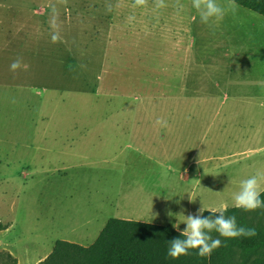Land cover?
Returning <instances> with one entry per match:
<instances>
[{
  "label": "rangeland",
  "instance_id": "obj_1",
  "mask_svg": "<svg viewBox=\"0 0 264 264\" xmlns=\"http://www.w3.org/2000/svg\"><path fill=\"white\" fill-rule=\"evenodd\" d=\"M179 2L185 15L194 10L191 0ZM164 3L0 0V224L13 222L8 232L0 230V264L11 263L2 240H16L17 256L32 264L44 248L65 239L73 224L87 227L90 219L96 226L102 210L91 209L90 199L106 208L116 203L112 210L124 214L135 181L154 166L145 150L136 153L125 144L139 131L145 133L140 141L171 139L157 130L147 135V128L166 126L152 123L159 119H185L175 125L182 128L175 131V198L163 222L180 223L181 213L196 214L202 204L234 206L240 181L264 170V53L253 57L241 95L233 83L222 84L220 97L204 108L203 91L175 92V52L186 46L175 44L172 32L177 0ZM147 15L160 27H149ZM15 20L20 31L12 35ZM219 24L264 50V16L238 5ZM204 27L208 31L200 34ZM194 29L191 52L209 54L214 47L204 39L217 37L220 28L198 20ZM14 60L21 61L15 71ZM68 149L83 153L71 162L85 169L76 173L84 180H76L71 193L63 177H55V167L70 159ZM115 155L97 170L98 160ZM129 162L121 179L105 169ZM179 173L192 178L182 184Z\"/></svg>",
  "mask_w": 264,
  "mask_h": 264
},
{
  "label": "crops",
  "instance_id": "obj_2",
  "mask_svg": "<svg viewBox=\"0 0 264 264\" xmlns=\"http://www.w3.org/2000/svg\"><path fill=\"white\" fill-rule=\"evenodd\" d=\"M153 1L155 0H148L147 2L151 3ZM148 5L149 4H147V6ZM174 7L175 12L173 13L172 18V32L175 35V44L186 46L185 51H183L181 48L175 52V69H177L175 70V92L183 93L191 92L194 90L203 91L204 93H206L204 94L205 98L203 99V101L205 104L203 105V107L211 106V101L215 100L217 97H220V86L225 83H233L235 86H237L234 91L237 93V95H241L244 89L247 87L248 81H250L248 77L245 76L247 75V70L252 64L253 57L257 55V52L264 53V50L258 51L257 48L253 46L254 43L252 41L251 46L250 40L245 41L244 38L236 36V32L232 31L231 27L222 26L221 24H219V20L214 22V25L220 28L218 30V33H216L217 37L204 39L214 48L209 51V54H204L202 57H199L195 52H191L196 42L195 37L197 38V34L195 33L194 28L197 21L200 20L199 13L194 9L191 13L185 15L184 12L180 11L181 9H179L178 4H176ZM184 7L185 6L183 5L182 8ZM41 8L42 7H39L37 10H41ZM43 9L44 7L42 8V10ZM147 17L149 18L144 20L146 22H149V27H160V23H155L158 21L154 16L147 15ZM13 23L15 25H11V28L14 29H9L8 32L12 35L14 33L18 34L20 31L19 29L21 23L19 20H15L13 21ZM207 31V27H204L203 31L200 34ZM231 34L235 36L232 37ZM258 48L261 49L262 47ZM230 74L231 76H235V79H227V75ZM213 91L215 92V94H213ZM208 94L209 96H211L210 99L208 98ZM182 120L185 119H182L180 117H175V119H171V121H164V119H159V121H161L162 123H157V121H154L152 123L162 125L164 124L166 125L165 127L155 126L145 129L147 135L154 133V130H157L159 132H163L168 136H171V139H163L157 141L156 139L153 140L151 138L147 141H140L137 138L145 136V133L143 131H139L134 133V140L131 139L128 144H125V147L131 148V150L136 153H138L142 149L145 150V152L147 153L146 158L151 163L154 162V166L147 167L146 171L144 170L145 174L141 175L140 179L135 181V186L133 188L134 192H131L133 193L132 198H129L130 195H128L127 203L124 205V207L121 208V213L124 214L118 215L112 210V208L115 207L116 203L114 205H112L111 203L109 204L111 207L106 208L103 206V204H94L92 199H90L88 201V204H90L91 209H96L97 213L102 210L101 216H97L100 218L99 222L96 226H94L92 225L93 223L91 222V220L88 219L87 227H85V224H81L78 226L77 222L76 224L72 225V232L68 234V236L63 240L72 241L84 247H88L96 241L110 218L145 221L160 225L168 224L173 226L174 224H176H171L170 222L163 221L165 220L164 212L166 211V205L169 204V202H172L171 200L175 198V193L172 194V192H175V175L176 173H178V170L177 168H175L174 162L175 156H178L179 154L178 151H176L177 147L175 145V131L182 129L181 127L175 125H181ZM170 123L172 125H170ZM177 144H179V141H177ZM134 145H136L139 150L134 149ZM172 149H175V151ZM209 152L210 150L208 149V153ZM67 153L68 155H70L67 156L70 157V159H67V163L66 159L63 160L62 162H60V165L58 167H55V177L60 174V176L65 180V182L62 180V183L65 184V188L69 187V193H71L72 184L76 180H78L80 183L84 180L82 177H76V173L79 171H85V169L82 168V165L79 166L76 163L73 164L71 161H77L80 159L79 156L84 155L83 153L79 154L74 149H68ZM118 156L119 155H115L111 156L110 158H102L98 160L95 163L98 166L97 170H101L100 166L103 165V162L105 164H111ZM167 159L169 160V162H165L167 161ZM130 163L131 162L121 165V168L119 170L108 168L105 169H107V172L116 171V173H118V177L121 179L123 176H125ZM157 168L160 172L155 171ZM95 170L96 169L93 170L92 174H94ZM148 172L150 173V179H148L147 177ZM178 178L181 180L180 182L182 184H185L192 178V174L185 173L184 175H182L181 173H179ZM106 192L108 193L109 190L106 189ZM116 207H118V205ZM131 210L133 211V214L130 213ZM4 222H8L7 219L4 220ZM12 225L13 222L10 221L9 227L1 230L2 234L8 232ZM81 228H83L84 231H81ZM184 230L185 228L180 226V231ZM1 242L3 243V248L15 254L18 260L17 264H23L21 258L17 256L18 249L16 247V240L12 239L11 241H9L5 239ZM54 246L55 245L51 246L49 249H47L48 247L46 249L44 248L42 251L43 253L36 257L32 264H39L42 260H44L52 252Z\"/></svg>",
  "mask_w": 264,
  "mask_h": 264
},
{
  "label": "trees",
  "instance_id": "obj_3",
  "mask_svg": "<svg viewBox=\"0 0 264 264\" xmlns=\"http://www.w3.org/2000/svg\"><path fill=\"white\" fill-rule=\"evenodd\" d=\"M241 6L264 15V0H235ZM264 199V192L261 194ZM219 215L205 210L203 216ZM226 216H235L239 226L254 228L256 235L225 238L215 231L222 246L210 258L198 255L196 249L178 259L168 256L169 240L181 238L182 231L171 225L145 221L110 218L96 241L84 247L78 243L59 239L52 252L39 264H264V208L245 211L227 207ZM0 224V230L5 229ZM9 264H17V257L7 253ZM6 264V261H4ZM10 262V261H9Z\"/></svg>",
  "mask_w": 264,
  "mask_h": 264
},
{
  "label": "clouds",
  "instance_id": "obj_4",
  "mask_svg": "<svg viewBox=\"0 0 264 264\" xmlns=\"http://www.w3.org/2000/svg\"><path fill=\"white\" fill-rule=\"evenodd\" d=\"M147 0H135L136 5H145ZM192 7L199 13L201 22L213 26L215 21L222 20L228 12H235L238 8L235 0H225L220 3L219 0H191ZM157 7H165L164 0H155ZM179 9L183 5L177 0ZM57 39L53 36V40ZM21 67L20 60H14L10 68L15 71ZM157 123H162L157 121ZM264 192V170H257L255 174L240 181L239 190L232 194L234 206L242 208L245 211H254L264 208V199H261V194ZM190 200L192 198L190 197ZM193 201V200H192ZM205 210L219 215L203 216ZM226 205H221L219 208H208L202 204V207L197 209L196 214L187 216L182 213L178 216L180 223L186 224V228L181 232V238H173L169 240L168 256L173 259H178L182 255H187L189 250L196 249L198 255L203 258H210L212 252L222 246V241L219 238H213L211 233L217 232L219 236L225 238H237L241 236L252 237L256 235L254 228H245L239 226L235 216H226ZM172 213L169 212V216ZM180 223L173 225L178 231Z\"/></svg>",
  "mask_w": 264,
  "mask_h": 264
}]
</instances>
